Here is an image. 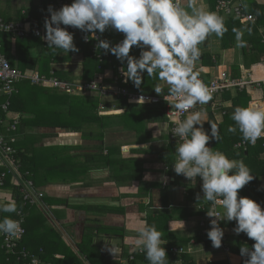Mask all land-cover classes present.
<instances>
[{
    "label": "trees",
    "instance_id": "obj_1",
    "mask_svg": "<svg viewBox=\"0 0 264 264\" xmlns=\"http://www.w3.org/2000/svg\"><path fill=\"white\" fill-rule=\"evenodd\" d=\"M212 1L211 8L214 10L218 0ZM45 13H48L47 9L39 16ZM224 21L227 31L222 38L218 37V39L221 48L226 50L232 48V42L236 40L235 33L231 30L229 31V28L232 29L236 25L239 26L240 22L232 19H224ZM102 37L109 40L113 45L118 40L117 31L112 29L103 33ZM242 39L244 40L243 37ZM245 41H248L247 38ZM20 42L27 43L25 50L29 49V56H17L19 41L16 46L17 57L7 55L6 53L9 52L10 47L8 43L3 42V53L7 56L11 66L21 71L36 72L46 79L56 78L61 82H73L72 79H75V77L71 73H62L58 69H52V66L58 64L64 55L69 57L73 54H80L82 56V74L76 79L87 82L94 80L97 74H102L107 69H111L116 75L121 67L120 62L114 55L107 54L105 58L102 49L97 54H93L90 46L78 40H74L75 46L79 49L77 53H67L62 49L48 48L47 43L36 37H29V40ZM32 52L38 53L33 55ZM262 53H264V49ZM244 57H251V53H246ZM205 58L210 57L207 55L200 56V59L204 60ZM239 76V71L233 72V78H238ZM160 82L161 80L158 77L148 76L145 73L140 89L130 85V81L126 85H121V87L129 88L136 93L158 96L154 92V88ZM16 88L17 93L13 95L10 101V110L21 114L22 119L16 129L10 131L9 134L15 137L14 144H11L16 150V158L21 162L23 171H29V180L32 181L35 187L41 188L52 184L67 185L79 182L86 186L85 181L87 180L88 169L93 166L105 170H113L114 173L110 174L109 180L117 184L141 181L143 173L141 160L121 158V144H110L107 146L105 139L110 134H131L134 138V144L147 145L145 149L132 150L133 153L151 154L155 151V148L150 144L152 142V132L149 130V125L167 124L168 122L163 102L155 105H136L129 103L125 98L100 100L95 96H72L62 90L31 85L27 81L20 82ZM232 91L224 94L225 99L231 102V106L223 110L224 115L221 122L217 125L222 139L220 142L210 141L209 147L225 153L230 159L242 160L250 168L255 178L243 189L239 190L238 196L248 197L264 206V191H257L258 188H261V177L264 175V161L261 160L264 155L263 141H258L251 146L249 142L242 139L238 129L235 133L228 132L229 126H235V122L229 119L228 115L232 116L237 106L248 107L251 101L250 95L246 90L236 91L235 96L230 95ZM262 91L264 92V87ZM162 96L164 95L162 94ZM1 101L3 100L0 99ZM100 104L108 111L112 109L114 113L99 115L98 108ZM40 129H59L66 133H80L84 140L98 142V145L93 147L96 152L76 154L71 152L87 148L78 149V147L69 146L38 147L40 140L48 136L47 134L38 133ZM204 129L210 132L209 123ZM241 142H245V149H235V145ZM174 146L173 142H170L167 137L166 146L164 145L157 152L158 161L168 168L169 175L174 173L172 168L176 161ZM252 162H254L253 165H251ZM78 166H81L82 169L79 170ZM2 171L0 168V172ZM79 174L82 175V178H72V175L78 176ZM178 177L182 181L180 175ZM10 182V178L7 177L6 181H4V186L0 187V197L3 193L7 197L8 194L5 192L9 191L11 202H15L17 211L12 213L0 212V220L4 217L18 220V213L21 212L24 216L23 228L25 234L13 254L7 253V250L3 247V240L0 238V264H30L34 258L40 264H121L123 262H127V264H149L145 254L140 255L138 252L142 248L140 245L132 250H128L129 247L126 245H120L122 250L121 261L116 262L102 255L100 248L94 244V239L99 237L100 234H115V236L118 234L122 239L123 231L122 229L104 227L96 222L97 220L94 222L88 221L82 230L80 242L75 247H70L63 240L61 233L49 222L45 216V210L38 208L36 205H25L18 189L11 185ZM176 182L174 180L173 184ZM180 186L187 190V204L193 202L196 206H204V202L196 201L197 194H200L201 197L203 196L198 187L196 188L192 184ZM145 195L140 187L136 196L144 198ZM42 201L49 207L76 208L69 205L66 199L44 197ZM0 202L2 201L0 200ZM11 202L4 201L2 203ZM204 208L206 211L208 210V206L205 205ZM81 209L100 215L119 211L123 213L122 209L115 210L105 206H83ZM203 215L204 212L195 209L191 210L186 205L173 208L168 214L146 216L147 225H154L158 231L163 233L162 239L171 246H163L166 249L168 264H195V261L188 254L173 256L170 253V248H185L184 246H188L191 239L179 241L173 238L172 233L167 231V223L179 220L186 221L194 217L202 218ZM234 226L235 221L228 222L223 216L222 227L225 230H233ZM171 238L175 239V241H172ZM192 241L195 244L212 245L207 236L201 235V231L199 235L193 237ZM254 243L255 241L250 240L245 234H241L237 236L236 243L234 242L229 250L232 254L241 256L240 247L247 245L251 248ZM23 254H27V258L23 259ZM131 256H133V260L129 261ZM210 264H229V262L220 261Z\"/></svg>",
    "mask_w": 264,
    "mask_h": 264
},
{
    "label": "clouds",
    "instance_id": "obj_2",
    "mask_svg": "<svg viewBox=\"0 0 264 264\" xmlns=\"http://www.w3.org/2000/svg\"><path fill=\"white\" fill-rule=\"evenodd\" d=\"M47 12L50 18L44 20L43 39L48 48L79 52L74 44V33L67 28L78 29L85 34L83 40L88 41L90 37L97 40L98 50L116 57L125 83L131 81L140 89L145 73L165 82L169 87L163 98L173 101L178 113L212 100L210 89L200 79L195 65L201 56L200 45L212 34L222 38L227 28L224 17L209 10L203 0H73L58 10L49 5ZM109 29L122 33V41L113 45L97 37V32L103 35ZM233 32L238 46L243 47V31L233 28ZM133 48L139 50L138 56L130 54ZM163 91L159 84L154 88L158 95ZM202 116V111L191 112L177 123L174 133L181 143L175 147L177 159L172 168L191 183L200 179L203 196L197 194L196 201L210 203L212 207L207 216L216 218L210 220V230L206 233L212 246L220 248L224 237L218 219L221 212L216 209V205H220L226 221H235L234 234H245L255 241L251 248L243 245L239 249L241 257L247 258L244 264H264V206L238 196L239 190L255 177L242 160L230 159L207 146L212 140L220 142L222 137L214 121L208 122L210 132L204 129ZM231 119L235 126H229L228 132L235 133L238 129L244 141L255 144L264 137V108L237 106ZM162 180L167 182V177ZM257 191H264V187ZM16 211L15 202H0V212ZM20 231L19 221L10 217L0 220V234L14 237ZM162 235L146 221L138 231L136 242L149 264H168ZM33 264H36L35 258Z\"/></svg>",
    "mask_w": 264,
    "mask_h": 264
},
{
    "label": "crops",
    "instance_id": "obj_3",
    "mask_svg": "<svg viewBox=\"0 0 264 264\" xmlns=\"http://www.w3.org/2000/svg\"><path fill=\"white\" fill-rule=\"evenodd\" d=\"M239 2L244 7V12L247 15L252 16L255 20L253 22L239 23V26H235L236 29L243 31L244 46H238L237 39L232 42V48L223 50L220 46L218 37L214 34L217 44L210 38H207L202 45L201 55H207L210 58L199 59L195 65V70L199 72L200 79L205 82H209L211 79L216 77L221 72L228 73L231 77L234 71H239L240 76L238 78H244L248 73L252 75L254 79H264V0H234ZM208 6L209 10H212V0H203ZM45 0H0V18L6 22H17L31 16L32 19H38L42 13H44L46 6ZM246 5V7H245ZM213 11V10H212ZM237 21V20H235ZM229 24V23H228ZM230 25V24H229ZM241 26V27H240ZM233 31V28L229 31ZM250 30V32H249ZM213 35V34H212ZM247 38V42L245 39ZM23 40H29L25 38ZM22 40L12 41L8 38H4L3 42L8 43L10 50L9 55L14 57L16 55L17 42ZM40 52V51H38ZM35 52L34 54L38 53ZM244 52V53H243ZM246 53H251V57H244ZM132 55L138 56L139 50L133 48ZM5 55V54H4ZM6 56V55H5ZM7 57V56H6ZM8 59V58H7ZM63 63H61L62 65ZM73 64V63H72ZM68 63V66L72 65ZM56 65H60L56 64ZM76 66V64H75ZM73 66L74 71L78 77L81 76V68L79 63ZM120 69V68H119ZM115 75L111 69L104 70L102 74H97L94 79H101L105 85H110L109 80L111 76ZM51 78V77H50ZM75 82H87L80 79L74 80ZM22 82V81H21ZM28 82V81H27ZM30 83V82H29ZM159 85L163 88V95L167 94L168 85L161 81ZM35 86V85H34ZM263 88V87H262ZM262 88H248L246 91L250 95L251 101L248 107L256 103L258 107L264 105V92ZM236 91L230 92V95L235 96ZM161 94V95H162ZM225 94V93H224ZM224 94L215 98L214 101H209L206 105H196L195 111H202V123L204 127L208 124V116L212 114L215 123L218 125L221 122L222 116L224 115L223 110L231 106V102L225 99ZM158 95L156 97H161ZM75 96V95H72ZM82 96V95H78ZM85 96H95L94 94H88ZM96 97V96H95ZM104 108V112H110ZM99 112V111H98ZM107 114V113H104ZM99 115H103L99 112ZM231 119V115H228ZM57 132H61L59 129H55ZM149 130L152 132V142L155 151L151 154H134L132 150L145 149L146 144L137 145L134 144V138L130 134H124V136L130 138L126 143L121 142V158L123 159H137L142 162V177L141 181H132L128 184H117L109 180L110 174L114 171L110 169H102L97 166H93L88 169V176L85 184L72 183L67 185L52 184L46 187H41L44 192V197L66 199L69 205L75 206L74 209H69L61 206L49 207L46 204L41 203L44 206L45 216L49 222L61 233L63 240L70 244L67 245L75 247L80 242L82 237V230L88 221H96L108 228L122 229L123 238L116 234L103 235L94 239V244L100 248L102 255L107 259L113 261H121V247L120 245L128 246V250L139 246L136 242L137 236H134L132 232L139 231L140 227L146 221V216L151 214H168L171 209L184 207L187 205L191 210L195 209V203L190 202L187 204V194L183 191L186 190L180 185L195 183L180 181L178 175L174 172L172 175L168 174V170H165L163 163L158 161L157 152L160 151L164 145L166 146L168 137V124H152L149 125ZM50 131L49 133H46ZM54 131L50 129H40L39 133L47 134L48 136L43 137L38 147H51V146H69L80 148H87L81 151H75L71 153H93V147L98 145L97 141H87L82 138L80 133H70L62 131L60 135L55 138L60 143L54 145L51 143L53 139ZM66 133V134H65ZM111 135V134H110ZM109 135L106 136V138ZM106 143V139H105ZM176 147L177 144L173 143ZM106 145H110L107 144ZM210 145V144H209ZM236 149V148H235ZM106 153V151H105ZM264 161V155L262 159ZM254 162L251 163L253 165ZM81 170V166H78ZM146 177H148L146 179ZM162 177H170L177 181H174L164 185ZM72 178H82V175H72ZM261 187H264V175L261 177ZM187 183V184H186ZM141 187L142 193L146 194L144 198H139L136 195L139 193ZM205 203V201H202ZM203 203V204H204ZM141 205V207H139ZM83 206H105L107 208H114L115 210L122 209L117 213H107L105 215L95 214L93 212H87L82 210ZM41 209V208H40ZM196 210V209H195ZM200 217L189 218L186 221H172L167 223V231L172 233L173 238L179 241L183 239H191L188 246H184L186 253L193 257L195 264H210L220 261H228L229 264H244L246 257L234 255L230 252V246L237 241V235L234 234L233 230H225L228 235V250L226 253L221 248H214L206 246L205 244H195L193 237L199 235L200 231L196 230L199 227ZM133 235V236H132ZM172 241H175V239ZM165 241V240H164ZM166 244L163 246L171 247L170 244L165 241ZM109 250H114L112 253ZM116 253V254H115ZM124 264V263H121ZM177 264V263H176ZM179 264V263H178Z\"/></svg>",
    "mask_w": 264,
    "mask_h": 264
},
{
    "label": "built area",
    "instance_id": "obj_4",
    "mask_svg": "<svg viewBox=\"0 0 264 264\" xmlns=\"http://www.w3.org/2000/svg\"><path fill=\"white\" fill-rule=\"evenodd\" d=\"M45 2L46 8L51 5L54 9L58 10L63 5H70L73 0H45ZM213 11L223 16L224 19L237 20L241 23L253 22L255 20L252 16L247 15L244 12V7L242 4H240L239 2L237 3L234 0H218ZM46 17L50 18L49 13L43 14L36 20L30 18L29 16H26L25 18L17 22H6L0 18V25L8 26L6 28L0 27V99L3 100L0 102V168L3 170L2 172H0V187L4 186V181H6V178L9 177L10 181L13 182H10L11 185L15 186L18 189L20 195L22 196L24 204H31L36 206H40V203L42 205L44 192L41 188L35 187L32 181L29 180V171H23L22 166L20 164L21 162L16 158V150H14L11 144H14L15 137L9 134L10 131H14L16 129V126L19 125V122L22 119L21 114L10 110L11 98L17 93L16 87L21 81H28L31 85L35 86H46L52 89L62 90L67 94L75 96H85L88 94H94L100 100L125 98L129 103L136 105H155L160 102H163L165 107V114L168 118V139L170 142L176 143L177 145L181 143V140L177 135H175L174 129L177 126V123L180 120L185 119L187 115H189L195 108L194 107L193 109H189L187 112L178 113L177 110L173 107L174 102L171 100H164V96H150L146 94H141L139 92L136 93L134 91H131L129 88H123L121 87V85H126L128 82H124V77L121 75L120 71H118L116 75L110 77V85H105L103 81H100L101 79L98 80L97 78L90 82H61L58 81L56 78L46 79L45 77H41L36 72L21 71L12 67L7 57L3 53V39L8 38L12 41H15L23 40L28 37H36L41 38L44 43H46V41L43 39L46 34V30L44 28V20ZM67 30L74 33V40L81 41L83 44L90 46L91 52L93 54H97V52L99 51L96 48V44L98 43L97 40H94L90 37L88 41H85L82 39L85 34L82 33L80 30L71 27H68ZM35 33L39 34L36 35ZM117 36V43H119L124 37L123 34L119 32H117ZM97 37L99 39H103L102 35L99 32H97ZM106 57L107 55H105V58ZM97 58L100 59L99 56H97ZM203 82L210 89V93L212 95L211 101H214L216 97L232 90L241 92L248 88L264 87V79H254L250 73H248L244 78H233L228 73L221 72L209 82ZM129 84L133 85L131 81ZM141 97L144 98V102L143 98ZM253 104L256 108L258 107L256 103ZM98 111L101 114L114 113L113 110L110 112H104V106L102 104L99 105ZM203 112L204 109L202 110V113ZM258 141H263L264 147V137L258 139L256 143ZM255 144L250 143L251 146ZM207 146L209 147V144ZM245 147V142H241L235 145L236 149H245ZM164 169L168 170L166 166L164 167ZM180 177L182 181L190 182L183 176L180 175ZM173 181L174 179L167 177V182H164V185H169V183ZM195 187H198L201 190V181L199 178H197ZM5 193L8 194V196L6 197V201L11 202L10 192L7 191ZM183 193L187 194V190H184ZM5 196L6 195L4 193L1 195V197ZM205 205L208 206V210H210V208L212 207V205L206 201L204 203V206ZM194 206L196 210L204 212L203 217L200 218L199 221V228L201 230V235L207 236L206 233L208 230H210V220L216 218L208 217V210L206 211L204 206ZM40 208L45 210L44 206H41ZM216 209L221 212V216L218 217V219L220 220L219 226L224 229L222 227L223 209L220 205H216ZM18 215L19 219L16 221H19L21 231L18 232L17 235L14 237L7 236L5 234H0V238L3 240V247L7 250L8 254L14 253L15 249L18 246V243L22 240L25 234V230L23 228L24 216L21 212H19ZM228 241V235L224 230V237L222 240V246L220 248L226 253V255H228L229 253ZM138 252L140 255L145 254L142 248ZM170 253L173 256H180L181 254H185L186 251L183 248L178 249L173 247L170 248ZM22 257L23 259L27 258V254H23ZM132 260L133 256L130 257L129 261ZM123 263L127 264V262ZM30 264H33V260ZM36 264L40 263L36 260Z\"/></svg>",
    "mask_w": 264,
    "mask_h": 264
},
{
    "label": "rangeland",
    "instance_id": "obj_5",
    "mask_svg": "<svg viewBox=\"0 0 264 264\" xmlns=\"http://www.w3.org/2000/svg\"><path fill=\"white\" fill-rule=\"evenodd\" d=\"M214 36V34L213 35H210L208 38H210V39H212L213 41H215V44H217V42H216V39L213 37ZM26 44L27 43H21L20 41H19V47H18V55L17 56H19V57H25V56H29V49H27V50H25V48H26ZM15 48H16V46H15ZM11 53V52H10ZM98 53V52H97ZM7 55H9V52H7L6 53ZM16 54H17V50H16ZM32 54L34 55V53L32 52ZM16 55L14 56V57H17ZM82 56L80 55V54H73V55H71V56H69V57H67V55H64V56H62V59H61V61L59 62L60 63V65H53L52 66V69H58L59 71H61L62 73H71V75H73V77H75V79H72L73 81L74 80H76V78L79 76V75H77L75 72H73L74 71V69H72V68H74L73 66H75V64H76V66L78 65V63H79V67L81 68V74H82ZM58 63V64H59ZM61 63H63L62 65H61ZM68 63H73L71 66H68L67 64ZM76 66H75V69H76ZM195 110V109H194ZM52 131V130H51ZM55 133H57V134H53L52 136H53V139L54 140H52L51 141V143H53L54 145H57L58 143H60L59 141H58V139H56L55 140V138L58 136V134L60 135L61 133L63 134V132L61 131V132H57V130H53ZM50 131H47L46 133H49ZM53 132V133H54ZM39 133V132H38ZM42 134H44V133H42ZM66 134V133H65ZM67 134H70V133H67ZM129 137V136H128ZM128 137H126V136H124V134H120V133H118V134H111V135H109L107 138H106V143L107 144H117V143H121V142H124V143H126V142H128L129 140H130V138H128ZM11 183H13V182H11ZM201 191V193L203 194V192H202V190H200ZM0 200L2 201V202H4V201H6V197H0ZM196 230H199L200 231V228L199 227H197L196 228ZM133 233V235L134 236H137L138 235V232L136 233V231H134V232H132ZM132 235V236H133ZM70 242H71V240L70 241H67V243H69L70 244ZM71 247V246H70ZM116 254V253H115Z\"/></svg>",
    "mask_w": 264,
    "mask_h": 264
},
{
    "label": "water",
    "instance_id": "obj_6",
    "mask_svg": "<svg viewBox=\"0 0 264 264\" xmlns=\"http://www.w3.org/2000/svg\"><path fill=\"white\" fill-rule=\"evenodd\" d=\"M210 121H214V122H215V120H214L212 114H209V116H208V122H210Z\"/></svg>",
    "mask_w": 264,
    "mask_h": 264
},
{
    "label": "bare ground",
    "instance_id": "obj_7",
    "mask_svg": "<svg viewBox=\"0 0 264 264\" xmlns=\"http://www.w3.org/2000/svg\"><path fill=\"white\" fill-rule=\"evenodd\" d=\"M253 108H256L255 105H252ZM259 108H264V105L260 106Z\"/></svg>",
    "mask_w": 264,
    "mask_h": 264
}]
</instances>
